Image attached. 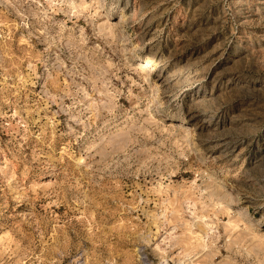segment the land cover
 Returning <instances> with one entry per match:
<instances>
[{
	"label": "rangeland",
	"instance_id": "1",
	"mask_svg": "<svg viewBox=\"0 0 264 264\" xmlns=\"http://www.w3.org/2000/svg\"><path fill=\"white\" fill-rule=\"evenodd\" d=\"M0 264H264V0H0Z\"/></svg>",
	"mask_w": 264,
	"mask_h": 264
}]
</instances>
